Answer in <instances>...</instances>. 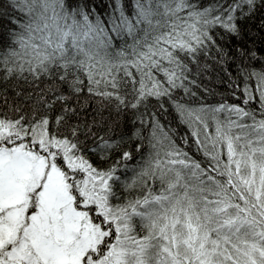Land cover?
Here are the masks:
<instances>
[{
	"label": "snow or ice",
	"instance_id": "6c2138e0",
	"mask_svg": "<svg viewBox=\"0 0 264 264\" xmlns=\"http://www.w3.org/2000/svg\"><path fill=\"white\" fill-rule=\"evenodd\" d=\"M0 264H264V0H0Z\"/></svg>",
	"mask_w": 264,
	"mask_h": 264
},
{
	"label": "trees",
	"instance_id": "16d2710c",
	"mask_svg": "<svg viewBox=\"0 0 264 264\" xmlns=\"http://www.w3.org/2000/svg\"><path fill=\"white\" fill-rule=\"evenodd\" d=\"M95 4L98 6V10L102 11L105 0H94ZM246 28H250L251 31L247 34L250 38V40L255 41L257 47H260V34H261V29H260V18L257 17L255 20L250 21L246 24ZM215 87V85H213ZM195 90V89H194ZM224 88H220L219 91H224ZM165 119L169 122H171L172 127L177 131L178 135H183L184 132L186 131L185 127L181 124H179L176 121H173L172 116H169L165 114Z\"/></svg>",
	"mask_w": 264,
	"mask_h": 264
}]
</instances>
